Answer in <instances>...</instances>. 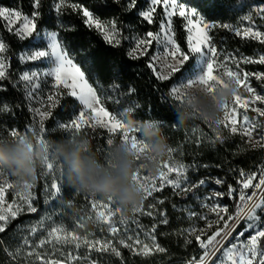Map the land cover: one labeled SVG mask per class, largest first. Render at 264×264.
<instances>
[{"label":"snow or ice","instance_id":"obj_1","mask_svg":"<svg viewBox=\"0 0 264 264\" xmlns=\"http://www.w3.org/2000/svg\"><path fill=\"white\" fill-rule=\"evenodd\" d=\"M119 4L120 0H113ZM147 7L137 12L138 17L151 25L157 20L158 31H148L143 36L134 38V47L127 55L133 60L147 57L146 67L150 70L157 81L173 82L166 96L161 100H171L175 106L182 105L184 101L181 89L195 83L207 86L210 92H215L218 86H223L226 80L234 79L240 88V94L235 96L230 105L224 106L223 118L215 123L208 122L209 127L215 133V140L224 143L231 136L239 135L247 140L251 148L264 149V94L257 91L250 81L254 77L256 81L264 84V72H248L241 69L240 65L256 64L264 65V54L258 57L241 55L238 58L232 54H224L221 60V51L216 47L213 29H226L240 37L244 41H256L264 46V30L255 26V18L264 23V6H253L249 0H207L210 10H218L224 14L238 15L247 8V14L241 15V21H248V26L241 27L232 23H217L206 19L196 8L189 7L185 0H146ZM138 0H129L125 11L137 8ZM264 5V0H261ZM158 6L160 12H157ZM40 0H33L34 11L29 16L20 9L0 7V18L7 22V30L14 33L20 40L35 39L47 40L44 50H35L22 53L19 61L28 65L29 62H41L24 71L16 84H23L25 100L28 102L29 110L34 114L33 122L24 133L16 128L8 131V136L24 141L29 136H34L38 143L47 145L46 135L48 130L45 122L53 117V110L61 105L62 99L74 98L69 109L67 121H56V128L51 131L62 130L73 141L79 136L88 137L89 132L95 133L97 129L106 130V163L111 164L110 147L119 138L120 141L130 143L131 147L140 155H144L148 148L138 137L127 130L125 126L126 110L133 109L135 113L144 110V105L133 99L137 95L136 89L129 86L126 90L118 82L119 68L110 69L111 84L104 87L102 83L94 86L90 80L99 81L100 77L91 71L90 53L87 49H80V62H77L64 47L57 31L46 32L41 36L37 28V18L40 13ZM65 8H71L82 14L84 23L90 29H95L102 36L107 45L118 48L122 43L121 29L116 18L102 21L94 16L93 11L86 6L75 3H67V0H59L55 4L57 15ZM180 17L183 27L187 32V48L181 47L176 39L174 28V17ZM61 28L66 27L61 25ZM8 46L0 40V82L9 81L10 64L4 55ZM200 54L205 62V70L195 78L185 79L189 73L191 58ZM235 65V70L229 65ZM85 65L89 68L86 71ZM48 78H51L50 81ZM50 83V87H49ZM16 84L13 86L15 87ZM48 87V93L44 96V88ZM242 90V91H241ZM7 91L3 83H0V92ZM247 94V95H245ZM106 99L111 100L116 110L107 106ZM78 102V104H77ZM38 103L39 107H32ZM259 105V106H258ZM255 113L251 116L249 113ZM0 113H11V106L0 105ZM35 117H39L36 121ZM221 128L229 132V137L222 134ZM199 144L200 141L198 140ZM175 148L170 147L168 160L160 165L158 175H150L141 169L138 171L135 182L139 183L144 191V200L153 197L156 192H163L166 187L170 188L172 194L185 198L191 196L198 202V206L204 211L197 212L191 208L182 209L187 212L188 219L192 224L179 231L184 236V245H192L195 241L199 249L198 255H193L183 261V264H264V165L258 172H245L238 169L241 179L237 180V187L227 184V191L221 190L226 181L220 177L210 179L200 177L193 179L190 173L198 172L200 168L208 169V164H185L175 161L173 153ZM139 159V157H138ZM216 167H221L217 165ZM231 170V169H230ZM59 173L60 179L57 178ZM41 174L46 178L44 193L45 205L53 202L61 209H68L65 203L63 190V168L54 158L46 157L41 165ZM11 173L0 170V233H5L9 225L17 220L22 214H35L39 211L36 206V197L32 194L33 183H25L22 191L16 192L17 184L10 179ZM50 178V183H49ZM212 183L219 188H214L210 193H200L206 185ZM12 190L16 199L11 202L6 200V193ZM227 197L234 210L230 211V205L223 204ZM89 210L94 213L97 224L106 228L111 234V239L90 240L88 235L81 237L75 231H68L63 225L45 227L44 221L28 229L29 235L22 238V243L14 251L5 252L13 260L24 256L27 264H97L90 260L88 255L81 256L79 253H69L65 261L52 259L47 255V249L51 246L55 249L57 244H74L75 249L82 245L89 253H110L121 258L123 249H128L133 255L149 257L155 253H166L167 249L157 240L159 226L167 225L169 219L165 211H155L157 204L163 205L165 199H159L156 204H150L145 211L143 204L134 208L133 212L149 217H159L151 228H146L139 220L133 219L132 224L136 229L143 232L145 240L140 239L139 232L129 228V221L123 211L112 201L85 197ZM176 209V205H172ZM55 209H53V214ZM119 214V215H118ZM118 216V218H117ZM91 217V216H90ZM214 217V218H213ZM52 220V214L46 217ZM198 221L204 222V227L198 226ZM119 225H123V232ZM77 227H84L77 222ZM47 235L44 236L43 232ZM131 233V234H129ZM40 235L36 242L33 238ZM116 241L113 243V241ZM44 250V251H41Z\"/></svg>","mask_w":264,"mask_h":264},{"label":"trees","instance_id":"obj_2","mask_svg":"<svg viewBox=\"0 0 264 264\" xmlns=\"http://www.w3.org/2000/svg\"><path fill=\"white\" fill-rule=\"evenodd\" d=\"M59 0H40L38 9L40 15L37 18V28L42 34L44 32L57 31L64 47L77 62H80V49H87L90 53L91 71L100 77L99 81L90 80L94 86L98 87L102 83L104 87H109L111 84L110 69L113 67L119 68V83L123 89L132 86L136 89L137 95L133 99H138L143 105L144 110L136 113L137 119H157L162 123L166 136L171 147L180 153L179 156L186 164H208L209 168H200L198 172H194V178L208 177L214 179L220 177L226 181L223 189L227 191V184H232L237 187V180L241 179L238 175V169H244L245 172H258L261 165H264V149L251 148L239 135L231 136L224 143L216 142L214 145L208 137L211 129L208 128L206 122L201 119H194L185 125H180L176 121L175 104L168 100H161L162 96H166L168 89L174 82L157 81L150 70L146 67L147 57L139 60L131 59L127 53L134 44V38L143 36L148 31H158V20L149 25L142 18L138 17L137 12L146 6L145 0H138L137 8L132 11H125V7L129 0H120L119 4L113 0H67V3H75L86 6L93 11L94 16L102 21H108L116 18L118 20L122 43L118 48H113L104 41L103 36L95 29H90L84 23L82 14L73 11L71 8H65L57 15L55 4ZM188 6L196 8L202 14L206 15L209 21L217 23H232L234 24L238 15L224 14L218 10H210L207 0H185ZM261 0H249L251 5L260 3ZM0 7H8L10 9H20L24 14L29 16L34 11L33 0H0ZM249 9H245L248 11ZM243 12V13H244ZM64 25L66 29L61 28ZM174 28L176 31L177 42L182 48H187V32L183 27V21L180 17H174ZM211 35L218 50L222 53L232 54L234 56L248 55L253 56L261 51H264V46H261L256 41H244L240 37H236L234 33L226 29H213ZM0 36L3 42L8 46L5 56L9 60L10 67L8 69L11 82L3 81L7 91L0 92V105L8 104L11 106V113H0V134L8 136V131L16 128L21 133H24L27 127L33 122L34 115L29 110L28 102L25 100V90L23 84H16L19 81L20 75L27 71L28 67L32 66L22 64L19 61V56L25 50L41 49L42 44L35 42L32 38L20 40L14 33L7 30L5 21L0 18ZM194 58H191L189 70L193 66ZM86 71L89 66H84ZM16 84L14 87L13 85ZM74 98L65 97L61 101V105L53 110V117L45 122V127L48 130L46 139L59 140L67 138V134L62 130L55 132L51 131L56 128V121H67L69 118V109L66 105H71ZM107 106L116 110L111 100L106 99ZM78 104V102H77ZM37 121V119L35 118ZM195 130V131H194ZM207 136V137H206ZM229 137V134L223 135ZM106 130L97 129L95 133L89 132L90 138L95 146L94 150L98 156L106 160ZM119 140V139H116ZM200 141L198 144L197 141ZM220 165L221 167H216ZM231 169V170H230ZM63 196L64 200H72L77 202L80 200L81 194L74 193L73 189L68 187L63 177ZM212 184V183H209ZM163 196L166 198L165 207L169 223L160 225L157 231L158 242L167 249L166 253H155L149 257L133 255L128 249L121 248L122 257L114 255H97L93 260L97 264H183V261L191 258L193 255L199 254V249L193 241L192 245H184V236L178 234L180 230L186 229L187 225L184 222L185 216L177 209H173L172 205L180 206L189 204L192 197H177L165 191ZM36 206L38 214L45 210L48 205H45L42 199L41 191L37 190ZM223 204L230 205V211L234 210V206L229 199L225 197ZM55 203V202H53ZM65 210V209H64ZM36 214H28L26 218L33 220L37 218ZM25 218V217H24ZM17 221L10 225L5 233H0V264H27L25 257L20 256L13 260L7 255L5 249L14 251L17 248V243L13 240L17 238L18 233Z\"/></svg>","mask_w":264,"mask_h":264},{"label":"clouds","instance_id":"obj_3","mask_svg":"<svg viewBox=\"0 0 264 264\" xmlns=\"http://www.w3.org/2000/svg\"><path fill=\"white\" fill-rule=\"evenodd\" d=\"M181 92L182 105L175 106L176 121L185 125L194 119L215 123L223 118L224 106L230 105L240 88L234 79L210 92L207 86L195 83L185 85ZM128 131L147 146L140 155L130 143L115 140L110 147L111 164L101 159L92 140L79 136L49 140L47 145L37 142L34 136L20 141L0 134V170L11 173L18 188L34 183L46 157L54 158L63 168V177L74 193L95 199L112 201L122 211H133L144 202V191L135 177L141 169L158 175L160 165L169 157L170 144L161 121L137 119L135 110H126L124 119ZM139 157V159H138ZM68 210L77 212L74 201L67 200ZM91 217L83 220L84 227L95 224Z\"/></svg>","mask_w":264,"mask_h":264},{"label":"rangeland","instance_id":"obj_4","mask_svg":"<svg viewBox=\"0 0 264 264\" xmlns=\"http://www.w3.org/2000/svg\"><path fill=\"white\" fill-rule=\"evenodd\" d=\"M146 1V0H145ZM253 6H264L261 5L260 3H255L253 4ZM147 7V3L145 8ZM190 7V6H189ZM249 11V10H248ZM248 11H245L244 13H242L241 15L247 14ZM157 12H160V7L158 6L157 8ZM6 26L7 22L5 21ZM233 25H239L241 27L244 26H248V21H241L240 17H238L237 21L233 24ZM255 26L259 27L261 30H264V23H262L258 17L255 18ZM46 33V32H44ZM41 34V36L43 37V34ZM32 38L35 42H38L39 44H42L43 47L41 49H36V50H44L47 47V40L44 39H40V40H36L35 39V34ZM0 40H2L1 36H0ZM134 47V44L133 46ZM31 51H35V49L33 50H25L23 53L25 52H31ZM222 53V52H221ZM227 54V53H222L221 54V60L223 59V55ZM259 54H264V51L259 52L258 54L253 55L254 57H258ZM5 55V53H4ZM248 56V55H245ZM237 57V56H236ZM194 63L193 66L191 67V69L189 70L190 72L186 74L185 78H183L181 81H177V83H181L184 82L185 79L188 78H195L196 76H198L199 74H202V72L205 70V66H206V62L204 60V58L200 55V54H196L194 57ZM238 58V57H237ZM9 63V60H8ZM33 65H40L41 62L37 61V62H29ZM28 67L27 71L31 68L32 70H36L34 67ZM230 67L233 68V70H235V65L230 64ZM241 69H243L244 71H248V72H264V65H256V64H248V65H244L241 64L240 65ZM49 81L51 78H48ZM250 81L252 83V86L255 87L257 89L258 92H260L261 94H264V84H262L259 81H256L254 79V77L250 78ZM49 87H50V83H49ZM242 91V90H241ZM48 93V87L44 88V96L46 97ZM247 95V94H245ZM40 105L38 103H33L32 107H39ZM259 106V105H258ZM251 116H255V113H249ZM34 115V114H33ZM37 119V121L39 120V117H35ZM262 120H264V118H261ZM202 120V119H201ZM208 128L211 129V132L209 133L208 137L210 139H215V133L213 132V129L211 127H209V124L206 123ZM195 131V130H194ZM222 134L226 135L229 134V132L226 129L221 128ZM207 137V136H206ZM117 139H119L117 137ZM246 143L247 140L246 138L244 139ZM180 153H177V150L173 153V158L175 161H179L182 163H185L184 160L179 156ZM168 160V158H167ZM186 164V163H185ZM190 175L192 176L193 179V173H190ZM57 178L60 179L59 173H57ZM10 179L14 180L13 177H10ZM45 180L46 178L44 176H42L41 174V168L38 171V176H37V180L33 183L34 187L31 190L32 194L36 197V202H37V190L38 188L41 191V195H42V199H46L45 193H44V185H45ZM49 183H50V178H49ZM220 186H216L214 184H206L201 190L200 193L198 194H203L205 192L210 193L214 188H219ZM168 190L169 193H171V189L166 187L165 190L163 192H156L153 194V197H149L148 199L144 200L143 202V207L145 209V211L148 210V206L150 204H156V201L159 199H165L166 198L163 196V194L165 193V191ZM221 190L224 191V189L222 188ZM22 191V188H17L16 192H20ZM86 196L81 195L80 200H77V202H75L76 208H77V212H71L68 209L64 210L61 209L59 207V205L53 203L52 205H48V207H46L45 210L41 211L39 214L35 213L37 216V218L30 220L28 218H26V215L28 214H22L21 216H19V218L15 221H17V229H16V233H18L17 238H15V240H13L15 243H17V245H20L22 243V238L26 235H29L28 229L31 226H35L37 225L40 221H44L45 227L50 229L53 226H57V225H63L68 231H75L78 235H80L81 237L88 235L90 240H94V239H101V240H105V239H111V234L108 233L106 228H101L97 222L95 224H89L87 227H77V222L83 224V220L87 219L88 217L91 216V218L93 220L96 221L95 215L94 213H92L89 210V207L87 206V200L85 199ZM89 199L91 197H88ZM16 199L15 194L13 193L12 190H9L6 193V200L11 202L12 200ZM223 203V202H222ZM165 207V203L163 205H159L157 204V207L155 209V211H163ZM185 208H191L197 212H201L204 211V209L199 208L198 206V202L192 198L191 202L189 204H183L180 206H176L177 211L182 214H184L185 216V220L184 222L187 225V228L192 224L193 221H190L188 219V215L186 211H183L182 209ZM53 209H55V213L53 214ZM52 214V220H47L46 217L48 215ZM124 216H126L128 218L129 221V228L139 232L140 234V239L141 240H145V236L143 234V232H140V230L136 229V225L132 224L131 221L133 219L139 220V222L144 225L146 228H151L152 224L155 221L159 220V217H155V220L153 217H149L147 215H140L138 212L134 213L133 211H127L124 212L123 211ZM119 215V214H118ZM25 217V218H24ZM118 218V216H117ZM214 218V217H213ZM14 222V221H13ZM12 222V223H13ZM12 223L10 225H12ZM198 226L199 227H204V222L203 221H198ZM9 225V226H10ZM118 227L121 228V232H123V225H119ZM131 234V233H129ZM43 235L46 236L47 232L44 231ZM41 238V236L38 234L37 237H34L33 239L38 242V239ZM116 241L114 240L113 243H115ZM44 251V250H41ZM71 253L73 255H76L77 253H79L81 256L84 255H88L90 260H93L94 257H97V255H100L101 253H96L95 251H92L91 253L88 252V250L82 245V247L80 249H75L74 244H57L55 249H53L51 246L48 247L47 249V255L49 257H51L52 259H59L62 262L66 260L67 255ZM110 253H103L102 255H107ZM24 257V256H23Z\"/></svg>","mask_w":264,"mask_h":264}]
</instances>
